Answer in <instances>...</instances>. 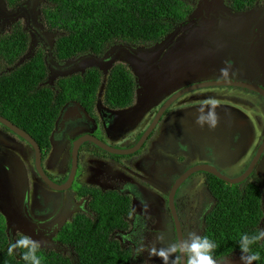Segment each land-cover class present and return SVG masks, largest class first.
<instances>
[{
    "label": "flooded vegetation",
    "instance_id": "flooded-vegetation-1",
    "mask_svg": "<svg viewBox=\"0 0 264 264\" xmlns=\"http://www.w3.org/2000/svg\"><path fill=\"white\" fill-rule=\"evenodd\" d=\"M17 6L22 7L24 4L21 3L14 8ZM223 21L225 22L226 19L224 18ZM193 22H197V20L191 18L185 24H182V26L187 23L192 24ZM46 38L49 39L47 34L40 36L41 43L45 49L47 48ZM178 41V38L172 39L168 42L167 48L165 46V48L159 46L163 41L152 47L119 44L122 50L120 56L113 59L105 68V60L112 56L109 49L104 55L97 57L102 58L105 56L104 61H102V68L104 69L100 70L96 67H87L83 68L81 73L75 74L83 77L89 69L96 68L98 73H100V83L93 95L84 94L85 97L83 100L76 98L66 102L62 106L48 135L47 149L40 148L37 142L25 132L38 146L40 152V167L43 174L49 180L50 177L44 172L43 166L46 167L52 164L56 166L60 165L62 169H67L66 175L57 176L59 183H54L50 180L55 185H62L70 176L72 168L74 167L72 154L74 143L82 138H89L90 140L81 143L77 150L75 172L72 181V184L75 180L78 181V188L75 191L71 189L72 184L64 191L52 190L42 181L40 175H37L38 182H41L42 186L32 187L31 180L30 184L27 183V189L21 197L19 204L15 205L24 220L33 225H42V228L38 227L36 228L37 230H50L51 236H54V242L58 246L61 245L56 236L67 221H60L57 224L47 227L44 215L41 218L39 217L38 220L33 218L35 213L39 216L40 202L41 198L46 196L45 192L47 191L48 194L54 197L58 194L60 199L65 198L63 196L66 192H72L78 200L82 201V205L79 208H76L75 211L71 210L72 216L83 213L92 217L94 214L87 209L89 196L81 195L82 188L96 189L101 195L113 192L120 196H127L135 202L132 195L133 192H136V187L132 185L133 183H139L140 185L147 183V186L153 190L152 187L154 184H152L153 182L147 176L148 171H140L139 164L146 163L152 165L145 157V146L153 136L155 130L159 127L161 128L166 123L169 124L170 130L165 145L167 159L159 166L160 169H158L157 177L160 180H168L170 177L172 185L184 177V175L186 177L179 184L173 195V205L182 239L185 238L189 231H195L201 235H211V238L219 245L221 236H226L227 230L213 226L211 224V218H219L217 215H221L222 212V208L219 207V201L233 202L234 197L232 194L235 192L242 196H249L252 194L253 189L257 188L262 206V214H264V107L262 105L264 104V95L236 85H210L215 82H240L242 84H255L252 86L264 92V76H260V80L256 81L252 74L244 71L241 67L229 69L228 67L233 63L231 60H228L225 61L224 66L203 64L194 75L184 74V68L178 69L175 71L173 81H166L167 77L162 74L158 67L164 65V63H169L168 58L172 52L169 49L178 47ZM129 55H137L138 58L130 62ZM149 63H151V67L148 66ZM48 64L56 76L63 70L62 66L64 64L53 65L49 59ZM115 65H119L127 70L134 80L132 100L126 107L122 108H112L106 102L105 96V82ZM136 68L150 72L147 74V78L153 75V72L155 73V71L159 70L161 79L166 81V84L162 86L163 90L160 93L161 95L159 93V96L152 95V93L147 91L148 88L153 87L143 86V78L135 75ZM222 69H227V74H223ZM187 70L189 71L188 68ZM232 71L236 73V76H234V79H229ZM58 79L55 78L54 81L56 82ZM198 85L202 87L196 88ZM191 87H195V89L188 90ZM218 88H224V90ZM178 94L180 96L164 110L156 124H154L161 108L165 106L166 102ZM253 96H256L262 104L258 103L254 105L252 102ZM253 106L254 108L251 110ZM201 108H204L206 111L214 109L218 118V123L215 128L209 127L208 124H205L203 127L197 124L196 120L200 114L199 109ZM139 112H142V119H139L140 121L137 120V123L131 126L130 123L133 122V113L139 114ZM127 114L130 116H127ZM149 116H151L150 122L147 123L144 129L139 130L137 126L140 125L141 120H145L144 118L147 119ZM153 124L155 125L154 128L141 147L130 155L109 153L92 142V139H95L113 150H130L139 143L147 132V128L152 127ZM125 125L126 127L124 128L123 126ZM18 139L25 145H23L21 153L15 151V142H20ZM12 143L14 147L11 149L8 148ZM118 143H120V149L114 147ZM56 148L61 151L55 150ZM6 149L13 151L19 159V164L16 166L14 173L17 171L16 174H18L20 171L24 174V177L14 178L18 180V185L25 180L26 175L34 178L32 172H29L31 164H28L26 167L27 161L30 160L32 163L33 156L35 163L34 148L18 135L0 129V155ZM54 151L62 155L59 163H54L50 159ZM249 156L250 159L246 166H244V170L238 172L239 166L244 163L245 159L247 161ZM69 159L70 162L68 164L67 161ZM200 167L212 169L217 174L225 177L227 181L209 172L199 170L198 168ZM246 171H249V174L244 180L239 183H231L233 180L245 174ZM138 172L144 178L143 180L145 182L137 181ZM8 179L12 184L17 185L12 178ZM119 184L121 185L118 186ZM211 186L220 188L221 193L224 191L227 194L223 196L221 194L217 197L211 191ZM250 186L251 188H249ZM180 189L183 190L181 192L182 195L175 201ZM168 199L165 198L164 200L165 213L167 214L166 220H161L158 228L154 226L148 227L151 234V230H155L158 234L159 228L160 233L158 236L167 233V243L159 242V237L157 238L152 234L153 243L158 248L159 244L167 247L173 241H178L175 220L173 218L174 215L170 212ZM53 206H48V209H52ZM192 221L193 224H191ZM262 222H264V218H262ZM130 224L131 227H128L127 231L118 234L123 239H117L124 248L131 251L130 264H135L138 263L139 257L135 254V249L138 247V244L135 243L132 232H135L136 229L139 230L142 226L139 222H135L132 214L128 217V225ZM6 229L10 238H15L23 234V231L20 229L17 233L8 230L7 224ZM118 235L116 237H119ZM124 240L128 244H125ZM59 250L67 252L68 248L63 246ZM217 250L218 253L215 252L217 264H240V259L235 256L237 250H233L232 244L219 245Z\"/></svg>",
    "mask_w": 264,
    "mask_h": 264
},
{
    "label": "trees",
    "instance_id": "trees-1",
    "mask_svg": "<svg viewBox=\"0 0 264 264\" xmlns=\"http://www.w3.org/2000/svg\"><path fill=\"white\" fill-rule=\"evenodd\" d=\"M25 1L4 0L8 9ZM43 1L39 20L46 30L55 33L52 56L61 64L84 55L100 57L119 44L157 45L188 21L199 0ZM263 2L226 0L225 4L233 12H243ZM29 45L30 34L21 21L0 35V116L29 134L40 148L47 149L48 135L62 106L76 98L83 100L84 94L93 95L100 83V73L91 68L83 77L75 75L57 80L52 89L44 84L48 72L42 49L37 48L17 66ZM105 84L106 102L112 108L126 107L131 102L134 80L127 70L115 65ZM0 129L11 133L2 125ZM210 189L217 197L227 194L215 186ZM81 191L82 196H89L87 209L93 216L74 214L56 236L61 246H42V264H130L131 251L116 238L131 227L128 225L132 213L130 198L113 192L101 195L96 189ZM257 191L254 188L249 196L235 192L233 202L219 201L221 215L211 218L213 226L227 230L219 245L232 244L233 250H239L240 235L256 232L262 217ZM10 239L0 214V264H24L20 250L8 254ZM62 245L68 248L67 252L59 250ZM253 249L261 255L255 264H264V241Z\"/></svg>",
    "mask_w": 264,
    "mask_h": 264
},
{
    "label": "water",
    "instance_id": "water-1",
    "mask_svg": "<svg viewBox=\"0 0 264 264\" xmlns=\"http://www.w3.org/2000/svg\"><path fill=\"white\" fill-rule=\"evenodd\" d=\"M43 0H29L25 2L24 6H17L13 11L7 10L5 8V4L3 0H0V18H2L3 22H8L14 18L22 17L25 19V29L29 31L31 34H36L38 30V27H40L39 23L37 22V16H39L40 19V11H34L36 9H39V3H43ZM196 13L193 11V16H190V19L195 18L197 22H193L192 24L187 23L186 25H181V28H177L171 35L167 36L163 42L159 45L160 47H166L168 46V42L171 41L174 38H178V47L171 48L169 51H172L168 58V64L160 65L158 68L161 70L162 74L167 77L166 81H173V78L175 76V71L181 68H184V74H191L194 75L197 73L198 68L201 67L203 64H214L217 66H221L225 64V61L231 60L232 65L229 66V69H234L236 67H241L244 71L248 72L249 74L253 75V78L258 81L260 80V76H264V49L260 48V45L263 42L264 38V21L263 23L257 22L253 23L250 21L251 14L254 12H259L264 9V6H256L252 9H249L247 11L243 12H233L230 8L224 5V0H199L196 3ZM200 18V19H199ZM226 19L224 22L223 19ZM189 20V19H188ZM54 35H49V39H45L47 42V64L48 59L51 60L53 65H57V63L53 62L51 58V49L53 47L54 40L52 39ZM32 43L31 47L28 51V53L20 59V61L17 63V66L21 65L25 60L29 59V57L32 55L34 48L37 46V43H39V40L33 35L32 36ZM164 47V48H165ZM120 45L113 46L110 51L112 53V56L107 58L106 66L105 68L110 64V62L115 59L117 56L119 57L122 50L120 49ZM104 57L97 58L92 55L83 56L77 59H71L66 61L68 62H75L78 65L77 66H65L63 65V70L57 75L62 76L68 74L69 71H71V75L75 74L76 72H82L83 68L87 67H96L100 70L104 69L102 68L104 61ZM137 55H129V61L133 62L135 59H137ZM208 58V60H207ZM49 66V82L54 80L56 75L52 71L50 65ZM151 67V63L148 65ZM189 69V71L187 70ZM74 70V71H73ZM105 71V70H103ZM150 73L145 70H140L139 68L135 69V75L137 77L143 78V86H149L153 88H148L147 91L149 93H152V95H157L161 93L163 90L164 84H166V81H163L161 79V75L159 74V70L153 72L149 78H147V74ZM244 74V72H243ZM47 80L44 83L47 84ZM236 85L243 88H247L249 90L257 91L264 95V92L261 91L259 88L252 86L255 84H242L240 82H215L210 85ZM205 86V84H204ZM202 87L201 85H198L196 88ZM195 89V87H191L188 90ZM159 93V94H158ZM161 95V94H160ZM180 94L174 96L172 99H170L168 102H166L165 106L161 108L159 111L154 124H156L157 120L161 116V114L164 112V110L169 107L172 102L178 97ZM0 124L10 130L12 133L18 135L22 139H25L28 144H30L34 150H35V166H36V172L38 175H40L42 181L52 190L57 191H64L68 189L73 181V175L75 172V163H76V155L77 150L81 143L88 141L89 138L85 139L82 138L78 141H76L73 145V161H74V167L72 168V171L70 173L69 178L65 183L62 185H55L53 184L42 172L40 167V152L39 148L36 145L35 141L31 139L30 136H28L25 132H23L21 129L13 125L11 122H9L7 119L0 116ZM152 125L147 132L144 134V136L141 138L139 143L130 150H113L104 144L96 141L95 139H92V142L98 146L99 148L117 155H130L133 154L135 151H137L143 142L148 137L149 133L152 131L155 125ZM90 141V140H89ZM199 170H203L206 172H209L211 174H214L220 179L226 180L225 177H223L220 174H217L212 169L206 168V167H200ZM189 173V172H188ZM249 174V171H246L245 174H243L238 179L233 180L231 183H239L242 180H244ZM184 177L180 178L171 188V192L169 194V209L172 215H174L175 220V226H176V234L177 239L182 240L181 237V230L179 228V223L176 217L174 205H173V195L179 186V184L185 179ZM18 181V180H17ZM44 247V245H42ZM52 248H55V246H52Z\"/></svg>",
    "mask_w": 264,
    "mask_h": 264
},
{
    "label": "rangeland",
    "instance_id": "rangeland-1",
    "mask_svg": "<svg viewBox=\"0 0 264 264\" xmlns=\"http://www.w3.org/2000/svg\"><path fill=\"white\" fill-rule=\"evenodd\" d=\"M27 1L29 0H26L25 2ZM225 2L226 0H224V5L226 6ZM41 4L42 3L38 4L39 7L41 6ZM196 5L194 7V10L196 9ZM14 9H11L10 11H13ZM34 11L35 12L39 11V9H36ZM196 11L197 10H195L194 12L196 13ZM188 19H190V17ZM17 21L23 22V25L25 26V19L22 17L14 18L8 22H3V23H2V18H0V35L8 32L10 27ZM250 21L253 23H257L261 21V23H263L264 9L259 12L257 11L251 14ZM37 22L39 23V16H37ZM39 25L40 27H38V30L42 31L43 29H45L43 25H41L40 23ZM32 36L33 34L31 33L30 43L33 42ZM52 39L54 40V36L52 37ZM37 48H40L43 50V48L40 46L39 43L37 44L35 49ZM260 48L264 49V38H263L262 44L260 45ZM65 62L66 61L62 62V64L68 67L78 65L75 62H68V63L67 62L65 63ZM77 73H80V72H76L75 74ZM49 75L50 73L48 70V77ZM70 75H71V71H69L68 74L66 75L56 76L55 78H59V79L67 78ZM234 76H236V73L232 71L229 75V79H234ZM49 78H47V82H48L47 84L49 87L53 89L55 87V81L52 80L49 82ZM218 89L224 90V88H218ZM252 102L254 103V105L258 103L262 104V102H260V100L256 96L252 97ZM262 105L264 107V104ZM253 108L254 106L251 107V110H253ZM142 112H139V114L133 113L134 116L132 118L133 122L130 123L131 126L136 124L137 120L140 121L139 119H142L143 117ZM127 116H130V115L127 114ZM144 119L145 120H141L140 125L137 126L139 130L144 129L147 126V123L150 122L151 116H149L147 119L146 118ZM123 127L125 128L126 125ZM159 128L155 130L153 136L146 143V146H145L146 147L145 157L147 160L151 162L152 165L150 164L148 165L146 163L139 164L140 171H143V172H145L146 170L148 171L147 176L153 182L152 184H154L152 187L153 190L149 186H147V183H144L143 185H140L139 183H133L132 185L136 187V192H133V195H132L135 202L130 199L131 200V212H132L131 214L134 216L135 222L136 221L139 222L142 226L139 230L136 229L135 232H132L133 238L135 240V243L138 244V246H139V242L143 240V242L146 244L148 249H151L153 247L158 248L153 243L152 234L156 236L157 238L159 237V242L167 243V236H166L167 233H164V235L158 236V234L160 233V228H159L158 234L155 232V230H151L152 231V234H151L148 230V227L154 226L155 228H158L159 222L163 219L166 220L167 214L165 213L164 200L165 198L168 199V194L173 186L172 181H170V177L168 180H160L157 177L158 169H160L159 166L162 163H164L167 159V152L165 151V145H166L168 136L170 134L168 123L164 124L160 129ZM148 129L149 127L147 128V130ZM18 140L20 142L18 141L15 142V151L18 153H21L24 144L21 143L20 139ZM120 143L116 144V146L114 147L120 149L121 148ZM26 146L30 149V147L27 144ZM13 147H14V144L12 143L10 144L8 148L11 149ZM10 149H6L4 153L0 155V213L3 216L4 220L6 221L7 228L8 230L12 232H16V233L19 232V229H20L23 231L22 232L23 234L30 235L33 239L39 241L41 245H44L47 247L57 246V243L54 242V239H53L54 236H51L50 230L48 229L37 230L36 228L38 227L42 228V225H38V224L33 225L27 222L26 220H24V218L18 212V208L15 206L16 204L17 205L19 204L21 197L26 191L27 183L30 184V181L32 180V187L39 186V185L42 186V185H41V182H38V176H37L38 174L35 169L34 156H33L32 163L30 162V160L26 162V167L28 164H31V167L29 168V172H32V176L34 178L32 177L30 178L29 176L26 175L25 180L27 182L23 180L22 182H20L19 185H15V184H12V182H10L8 178H12L15 181L14 178L24 177V174L20 171L18 172V174H16L17 171L14 173L16 166L19 164V159L15 156L14 152L11 151ZM55 150L61 151L58 148H56ZM30 151L32 152L31 149ZM57 151H54L50 156V159L54 163L56 162L59 163L60 158L62 157V155ZM249 159H250V156L247 161L245 159L244 163L239 166L238 172H242L244 170V166H246ZM67 162L69 164L70 159ZM43 169L46 175H48V177H50V180L53 181L54 183H59L57 176H63V175H66L67 173V169H62L60 165L56 166V165L49 164L46 167L43 166ZM143 179L144 178L138 172L137 181L145 182V180ZM120 185L121 184H119L118 186ZM77 188H78V181L75 180L72 184L71 189L75 191ZM182 191H183L182 189L178 191L175 201H177L181 197ZM45 194L46 196L41 198L39 216L37 213H35L33 218L35 220H38L39 217L41 218L44 215V220H45V224L47 227L52 226L53 224H57L60 221L65 222V221L70 220L72 216V211H75L76 208H79L82 205L81 204L82 201L78 200L74 196V194H72V192L70 191L64 194L63 196L65 197L64 199H60L58 194L57 196L55 195L54 197L48 194L47 191L45 192ZM60 194H63V193H60ZM52 205H54L53 208L48 209V206L51 207ZM191 224H193V221ZM118 236L119 237H116V238L123 239L122 237H120V235ZM124 242L125 244H128L126 240H124ZM162 247H166V246L159 244V248H162ZM235 256L240 259V252L236 251ZM135 264H162V261L159 257L150 256L149 251H144L141 255H139L138 263H135Z\"/></svg>",
    "mask_w": 264,
    "mask_h": 264
},
{
    "label": "clouds",
    "instance_id": "clouds-1",
    "mask_svg": "<svg viewBox=\"0 0 264 264\" xmlns=\"http://www.w3.org/2000/svg\"><path fill=\"white\" fill-rule=\"evenodd\" d=\"M4 4L7 10H11L7 8L5 2ZM23 4H25V2ZM262 5H256V6H262ZM39 23L42 24L40 20ZM42 34H47L49 36V35H54L55 33L43 29L42 31L40 30L37 31L36 34H33L39 40V44L43 48L45 55V64L47 66V72H48L49 66L47 64V53H46L47 48L45 49L43 47V44L41 43L40 40V36ZM30 47H31V43L29 45L28 51ZM35 48L33 52L36 50ZM50 54L53 62L57 63L56 61H54V58L52 56V49ZM84 56H88V55H84ZM61 65L63 64L61 63ZM221 71L223 74H227V69H222ZM199 113L200 114L197 116L196 122L201 127H203L205 124H208V126L211 128H215L217 126L218 118L214 112V109H209L206 111L204 108H201L199 109ZM15 182L18 185L19 182L17 180H15ZM261 210H262V206H261ZM262 218H264V214H262V217L258 222L256 232L242 233L239 237V241H238L239 250L237 251L240 252V261H239L240 264H255V262L261 260L260 252L255 251L253 249V246L258 243L261 244L264 241V222H262ZM218 247L219 245L217 244V242L214 239L210 238L209 236L201 235L200 233L195 231H189L184 239L179 241H173L167 247H162V248L153 247L151 249H148L146 244L143 242V240H141L139 242V246L135 249V254L139 256L144 251H149V255L159 257L162 261V264H217L215 252ZM41 248L42 245L39 241L33 239L30 235L21 234L18 237L10 239L7 251L9 255H12L17 250H20L21 259L24 261V264H42V258L40 255Z\"/></svg>",
    "mask_w": 264,
    "mask_h": 264
}]
</instances>
